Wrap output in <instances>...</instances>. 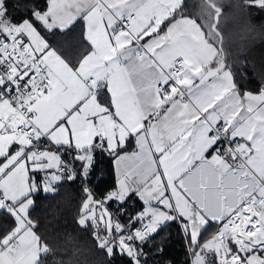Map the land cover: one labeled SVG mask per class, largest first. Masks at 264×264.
Wrapping results in <instances>:
<instances>
[{
	"label": "snow or ice",
	"instance_id": "6c2138e0",
	"mask_svg": "<svg viewBox=\"0 0 264 264\" xmlns=\"http://www.w3.org/2000/svg\"><path fill=\"white\" fill-rule=\"evenodd\" d=\"M47 4L19 19L0 0V216L10 218L0 264H45L51 253L30 210L35 193L75 178L62 149L76 153L84 177L97 149L116 160V185L103 199L85 187L77 220L110 257L147 264L142 245L177 222L199 249L193 264H264V89L241 94L225 70L214 0L202 5L206 25L183 12L184 0ZM77 17L89 50L72 63L44 33ZM129 140L137 151L123 152ZM133 197L143 208L121 223ZM210 221L219 227L201 244Z\"/></svg>",
	"mask_w": 264,
	"mask_h": 264
},
{
	"label": "trees",
	"instance_id": "16d2710c",
	"mask_svg": "<svg viewBox=\"0 0 264 264\" xmlns=\"http://www.w3.org/2000/svg\"><path fill=\"white\" fill-rule=\"evenodd\" d=\"M221 14L218 18L219 39L215 45L234 77L235 84L242 91L264 89V7L253 6L242 0H214ZM205 0H184L183 12L199 24H207V13L202 8ZM36 7L44 11L47 0H8V11L19 19L30 18ZM203 14L204 18H201ZM84 25L81 19L72 23L68 29H57L44 35L53 42V47L68 61L77 63L87 54L89 43L83 36ZM68 155V154H67ZM92 171L87 175L88 185L102 195L116 185L113 155L97 149ZM73 158V157H72ZM80 171L81 166L74 160ZM81 173V172H80ZM85 181V180H84ZM83 180L64 179L56 185L53 193L42 191L34 194V206L30 218L37 225L35 231L51 248L44 257L45 264H128V258L120 253L110 257L99 248L92 235V227L85 228L77 223L79 210L84 200ZM138 199L127 202L128 215H135ZM10 223V218L0 216V226ZM213 223L202 230L199 241L202 244L217 231ZM2 230V227H0ZM170 264H193V251L190 240L177 222L162 225L153 235L152 248Z\"/></svg>",
	"mask_w": 264,
	"mask_h": 264
},
{
	"label": "crops",
	"instance_id": "0c3cea01",
	"mask_svg": "<svg viewBox=\"0 0 264 264\" xmlns=\"http://www.w3.org/2000/svg\"><path fill=\"white\" fill-rule=\"evenodd\" d=\"M47 7H48V4H47ZM47 7H46V9H47ZM45 9V10H46ZM190 18V17H189ZM78 19H81L80 17H77V19L76 20H78ZM75 20V21H76ZM82 20V22H83V25H84V31H83V36H84V33H85V31H86V24H85V22L83 21V19H81ZM75 21H73L72 23H74ZM198 23V22H197ZM199 24V23H198ZM71 25V24H70ZM69 25V26H70ZM85 38V37H84ZM86 40V39H85ZM215 47H216V49H217V51L219 52V56H220V58L222 59V57H221V55H220V50H219V48L215 45ZM59 53V52H58ZM63 57V56H62ZM223 60V59H222ZM224 62V61H223ZM225 64V63H224ZM212 67H216V62L215 61H213L212 62V65H211ZM225 70H229V71H231L228 67H226V65H225ZM232 73V72H231ZM233 75V74H232ZM233 79H234V77H233ZM198 82V81H197ZM235 82V81H234ZM236 85V84H235ZM236 87H237V89L239 90V92L241 93V94H243V93H252V94H254V95H258V94H260V92H261V90L260 91H255V92H252V91H242L241 89H239L238 88V86L236 85ZM240 142H243L242 140L240 141ZM51 150L52 151H56L57 149H56V146L55 147H52L51 146ZM133 151H137V148H136V144H135V140H129L128 142H127V144H126V147L123 149V152H125V153H132ZM62 152H66V154H68L71 158L72 157H74L75 155H76V153L75 152H72V151H69V150H67V149H62L61 151H60V153H58V154H60L61 155V153ZM94 156H95V153H94ZM208 158L210 159V155L208 156ZM61 159H62V155H61ZM94 159H95V157H94ZM94 159H93V165H94ZM134 161H132V160H128V161H124V162H122L121 163V165H120V167H121V169H123V168H125V167H133L134 166ZM79 164H80V162H79ZM93 165H92V167H91V169L89 170V173L92 171V169H93ZM80 166H81V164H80ZM113 166H114V172H115V175H116V178H117V164H116V160H115V158H113ZM45 172H29V176L30 177H32V178H35L36 180H40V181H43V179H44V177H45ZM64 180V179H63ZM63 180H61L60 182H62ZM60 182H58V183H60ZM58 183H56L55 185H54V187H55V189H56V185L58 184ZM42 192H44V191H42ZM111 192V190L109 191V193ZM44 193H46V192H44ZM51 193H53V192H51ZM133 199H138V198H135V197H133ZM138 208V210L135 212V214L136 213H138V212H140L141 210H142V208H143V203H142V201H140L139 199H138V204H135ZM215 224L216 222H209L208 223V225L210 226L211 224ZM204 243V242H203ZM194 259H195V257H194ZM193 259V260H194Z\"/></svg>",
	"mask_w": 264,
	"mask_h": 264
},
{
	"label": "built area",
	"instance_id": "2783aa9c",
	"mask_svg": "<svg viewBox=\"0 0 264 264\" xmlns=\"http://www.w3.org/2000/svg\"><path fill=\"white\" fill-rule=\"evenodd\" d=\"M42 144L44 145H47L48 144V141L46 138H42V141H41ZM52 147H55V146H52ZM62 155V161L67 163L68 167L70 169H73L76 174L78 173L77 171V166L75 164V161L73 158H71L69 155L66 154V152H62L61 153ZM76 177V175H75ZM83 180L86 181V183H88V179L87 177H82ZM139 225H137L138 227ZM154 235V234H152ZM151 235V237H152ZM151 237L142 245V248H143V251L146 253V256H145V260L147 261V264H169L166 260H164L161 256H158V255H155L154 252L152 251L151 249V245H152V239Z\"/></svg>",
	"mask_w": 264,
	"mask_h": 264
},
{
	"label": "bare ground",
	"instance_id": "6f19581e",
	"mask_svg": "<svg viewBox=\"0 0 264 264\" xmlns=\"http://www.w3.org/2000/svg\"><path fill=\"white\" fill-rule=\"evenodd\" d=\"M242 1H243V0H242ZM243 2H245V1H243ZM246 3H247V2H246ZM251 5H252V4H251ZM77 171H78V173L76 174V177H75V178H79V179L83 180V179H82L83 176L81 175V173H80V171L78 170V168H77ZM83 181H84V180H83ZM84 183H85V181H84ZM85 186H86L87 188H89V189L92 190V192L95 194V196H96L97 199H103V198H105V196H106L107 194H110L109 191H106V192H104L102 195H100V194H97V193L93 190V188H91L87 183H85ZM108 207H109V209H110L111 211H113V212H117V206H116V204H115L114 202L111 203V204H109ZM124 208L127 210V211L125 212V214H127V212H128V207H127V205H124ZM125 214H123V215H119V213H118V215H119V220H120L121 223H127V221H128L127 218H124V215H125ZM151 239L153 240V235H152ZM151 248H152V245H151ZM152 251L154 252L155 255L160 256V252L158 253V252H156V251L153 250V249H152ZM169 264H170V263H169Z\"/></svg>",
	"mask_w": 264,
	"mask_h": 264
},
{
	"label": "water",
	"instance_id": "95a60500",
	"mask_svg": "<svg viewBox=\"0 0 264 264\" xmlns=\"http://www.w3.org/2000/svg\"><path fill=\"white\" fill-rule=\"evenodd\" d=\"M243 1H245V2H247L249 4H252V0H243Z\"/></svg>",
	"mask_w": 264,
	"mask_h": 264
},
{
	"label": "rangeland",
	"instance_id": "374dc122",
	"mask_svg": "<svg viewBox=\"0 0 264 264\" xmlns=\"http://www.w3.org/2000/svg\"><path fill=\"white\" fill-rule=\"evenodd\" d=\"M35 179V178H34ZM37 181H40V180H37Z\"/></svg>",
	"mask_w": 264,
	"mask_h": 264
}]
</instances>
